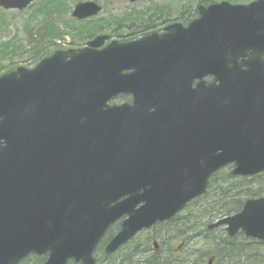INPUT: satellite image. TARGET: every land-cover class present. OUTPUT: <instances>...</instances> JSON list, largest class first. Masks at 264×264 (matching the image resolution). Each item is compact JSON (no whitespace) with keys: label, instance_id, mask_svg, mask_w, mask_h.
<instances>
[{"label":"water","instance_id":"1","mask_svg":"<svg viewBox=\"0 0 264 264\" xmlns=\"http://www.w3.org/2000/svg\"><path fill=\"white\" fill-rule=\"evenodd\" d=\"M255 5L264 0L201 5L187 28L106 46L109 35H98L0 75V264L30 254L47 255L44 264H96V247L121 218L108 254L203 195L219 169L264 171V77L251 74L264 71ZM101 10L86 0L72 15ZM251 44L259 57L239 62ZM205 71L216 80L193 87ZM120 94L134 104L110 106ZM224 225L230 236L264 240V196L209 228Z\"/></svg>","mask_w":264,"mask_h":264},{"label":"trees","instance_id":"2","mask_svg":"<svg viewBox=\"0 0 264 264\" xmlns=\"http://www.w3.org/2000/svg\"><path fill=\"white\" fill-rule=\"evenodd\" d=\"M72 1L81 0H41V2L35 6L36 8L34 10L36 12H41L43 14L45 12L46 15L50 17V19H47L48 23H46L45 30L51 40H56L64 36L58 22L52 19L53 15L55 13L60 14L62 11H64V13L66 11L69 12L71 8L68 7V2ZM127 18L128 17H126L124 21ZM65 23L66 27L80 32L83 29H99L104 26L106 22L102 20L91 22L90 19L76 20L72 18L70 22ZM1 26L2 24H0V28ZM45 52L46 51L36 49L32 57L40 60L44 57ZM14 53L13 46L10 43L0 44V56L4 54L12 55ZM253 183L257 185L264 184V172L254 176H235L231 174L229 168L225 167L219 170L211 177L208 191L204 195L191 201L185 208L192 209L191 212H193L196 206L201 205L203 206V210H201L203 215L196 216L190 213L189 216L183 218L182 214L179 213L171 220L154 226L152 229H156L163 224L173 228V234L167 235L168 237H163L161 241H159L160 246L158 249H155L153 240L158 239L159 236H156V233L154 234V232L150 230L140 232L130 242L112 255H105V241H102L100 247H98L96 251V264H203L209 257H214V264H264V252L260 255H258L259 253L257 251L255 254H252L241 246L243 242L240 239H231L226 232L224 233L222 241H216L217 237L210 240L214 243L216 241L217 244L211 251H207L206 248L202 247L196 249L195 252L182 254L179 248L187 244L193 237L202 235L205 230L208 234H212L224 229L222 227L213 230L201 228L207 226L209 222H212L217 214L228 215L238 212L242 209L247 198L264 195L261 193V189H252ZM193 216L194 219H192ZM113 234L114 229L112 227L106 240L108 238L110 239ZM207 238L208 236L206 239ZM178 240L184 241V245L179 244L180 246H176L175 242ZM258 242L259 247L264 248V242ZM45 259L46 256L31 254L20 264H43ZM68 264L82 263L71 260Z\"/></svg>","mask_w":264,"mask_h":264},{"label":"rangeland","instance_id":"3","mask_svg":"<svg viewBox=\"0 0 264 264\" xmlns=\"http://www.w3.org/2000/svg\"><path fill=\"white\" fill-rule=\"evenodd\" d=\"M96 1L103 5V10L100 14L90 20L91 22L102 20L106 22L104 23V26L96 30L93 28L89 30L83 29L80 32H76L74 29L66 27L65 22H70L72 20L73 17L71 12L79 1L68 2V7L71 8L69 12L66 11L64 13V11H62L60 14L55 13L52 17V19H55L56 22H58L60 29L64 33L62 38H57L56 40H51L47 31L45 30L46 23H48L47 19H50V17L46 15L45 12L44 16L43 13L36 12L34 10L36 8L35 6L40 3L41 0H36L31 5L22 10L5 9L0 7V24H2L0 28V44L10 43L15 51V53L12 55L4 54L0 56V75L6 73L7 71L14 70L18 66L34 67L39 61L38 59L32 57V54L36 49L46 51L44 56H47L57 50H66L85 46L87 41L100 34H108L110 36L108 42H110L113 38L120 39L122 34H129L132 31H136L134 32L133 36L140 37L147 34L148 32L156 30L157 28H163L172 20H182L187 18L193 19L196 17L195 9L202 0H146L137 2H131L130 0ZM211 1H213V3H218L223 0ZM226 1H230L232 3L240 2L245 4L251 2V0ZM150 15H152L153 18L146 21V17ZM126 17H128L127 19H129V22L141 21V24L137 22L134 24L135 26L139 27V29L144 25L155 26L150 29H145L143 32H139L140 30H133L137 28L133 27L134 25H122V22ZM227 168L230 170L232 166ZM252 189H261V193L264 194V184L257 185L253 183ZM191 210L192 209H184L181 212L182 217H187L190 215V213H193L196 216L203 215V212H201V210H203V206L201 205L196 206L193 212H191ZM224 216L225 215L223 214H217L213 221H216L217 219ZM192 219H194V216ZM117 228L118 227L115 226L114 231H116ZM201 228L205 229L207 226H203ZM150 231L154 232V234L156 233V236H159V241H161L163 237H168L167 235L173 234V228L164 224L157 227L156 229H151ZM225 232L226 230L222 229L212 234H208L205 230L202 236L199 235L193 237L187 244L184 245V241L182 242L181 240H178L175 242V245H184L179 247L182 254L195 252L196 249L202 247L206 248L207 251H211L213 250V247L217 245L216 241H222ZM207 236L208 238L206 239ZM243 236L244 235L240 233L239 239L242 240ZM214 237H217L215 243L210 241ZM248 240V242H243L241 246L252 254H255L256 251L259 253L258 255L264 252V248L259 247V242L257 239L248 238ZM206 263L207 261L203 262V264Z\"/></svg>","mask_w":264,"mask_h":264},{"label":"flooded vegetation","instance_id":"4","mask_svg":"<svg viewBox=\"0 0 264 264\" xmlns=\"http://www.w3.org/2000/svg\"><path fill=\"white\" fill-rule=\"evenodd\" d=\"M223 1H226V0H223ZM253 1H255V0H251V2H253ZM251 2H249V3H251ZM212 3H213V1H211V0H202V1H200L199 4L197 5L196 9H195V11H196V17L195 18H197L199 16L198 8H199L200 5L208 6V5L212 4ZM214 3H216V2H214ZM233 3H240V2H233ZM249 3H247V4H249ZM243 4H245V3H243ZM255 6H256L255 7L256 9L251 12V19L253 20V22H259V23L263 24V27H260L259 29L255 30L254 32H256V33L263 32L264 33V5H255ZM151 18H153L152 15L146 17V21H148ZM195 18H193V19H195ZM193 19L187 18V19H182V20L181 19L172 20L166 26H164L163 28H161V29L157 28L156 30L148 32L147 34L142 35L140 37L133 36L134 32H136V31H132L129 34H122L120 36V39L113 38L112 40H117L119 42H129V41H132V40H137V39H140L142 37H145V36H147V35H149L151 33H156L158 35H161V34H164V33L167 32L166 28L168 26H170L172 24H175V23H181L183 25V27L187 28V27L190 26V24L193 21ZM178 21H180V22H178ZM135 22L140 23V24L142 23L141 21L129 22V19H127V20L122 22V25L131 26V25H134ZM154 26H152V25H144L142 27L140 26L141 28L139 29V27L134 25L133 27H137V28H135L133 30H140L139 32H143L145 29H150V28H153ZM255 45L256 44H251V48H248L245 52H243L244 54H242V55L240 54L238 56L239 62L242 61L243 59H251V58L259 57V53L256 51ZM260 48L263 49L264 46L262 45V46H260ZM260 58L262 60H264V52H262L260 54ZM206 72L207 71L204 72L205 75H203L202 77H196V78H194L192 80L193 87H196L200 82H202L204 80L206 82H208V83H212L213 81L216 80V78H215V76L213 74H206ZM251 74L254 77H256V78L264 77V71H262V72H253ZM108 103H109L110 106H121V105H133L134 101H133V96L132 95H130V94H120V95L116 96L115 98L111 99L110 101H108ZM120 223L121 222H118L117 224L114 225L113 229H115V226L118 227L117 230L114 232V234L120 229ZM238 234L240 235V233H238ZM238 234H236L235 236H228V237H230L231 239H236V240L238 239L239 240V237H238L239 235ZM107 237H108V235L103 240V241H105L104 253H105V255H110V254L106 253V251H105V246L107 244L106 242L109 239L108 238L106 240ZM248 238L250 239V237H247V236L244 235L243 239L241 241L244 242V243L248 242L249 241ZM251 240H253V239H251ZM213 258H209V260L212 259V261H213L214 260ZM212 264H213V262H212Z\"/></svg>","mask_w":264,"mask_h":264}]
</instances>
